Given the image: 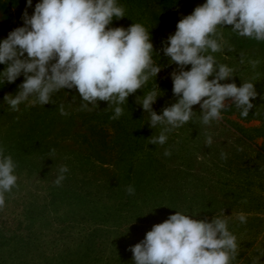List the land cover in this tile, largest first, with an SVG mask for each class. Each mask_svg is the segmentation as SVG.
Returning a JSON list of instances; mask_svg holds the SVG:
<instances>
[{"label":"rangeland","instance_id":"374dc122","mask_svg":"<svg viewBox=\"0 0 264 264\" xmlns=\"http://www.w3.org/2000/svg\"><path fill=\"white\" fill-rule=\"evenodd\" d=\"M38 2L32 0L29 15ZM117 2L126 16L116 27L143 24L158 53L154 60L163 66L144 90L128 97L118 120L110 119L113 112L104 110L103 101L97 109L80 111L83 102L75 89L55 93L52 104H21L12 111L3 97L15 95L24 77L0 83V148L13 158L18 177L0 209V264H134L129 249L176 212L207 222L215 216L227 219L238 244L231 264H264V41L242 37L224 25L218 27L226 42L223 50L207 53L234 69V76L220 83L255 85L258 95L246 118L229 101L222 119L204 125L202 109L194 105L191 120L168 133L163 146L148 144L161 126H148V115L135 97L150 91L156 80L162 96L153 110L162 114L177 102L170 74L178 68L169 64L162 42L206 0ZM26 4L0 0V41L23 26ZM250 61L259 63L253 68ZM4 68L0 64V71ZM61 104L68 116L60 114ZM209 136L211 145L206 144ZM165 149L171 156L164 155ZM60 165L69 171L55 186ZM130 185L134 195L126 191ZM241 214L246 223H240Z\"/></svg>","mask_w":264,"mask_h":264},{"label":"clouds","instance_id":"9594fccd","mask_svg":"<svg viewBox=\"0 0 264 264\" xmlns=\"http://www.w3.org/2000/svg\"><path fill=\"white\" fill-rule=\"evenodd\" d=\"M29 7L32 0H27L21 16L23 26L0 41V64L5 65L0 83H14L21 75L24 77L15 95L3 97L12 111H19L21 104H52L55 93L75 89L83 102L80 111L97 109L103 101L107 102L104 110L113 112L110 119L118 120L128 97L144 90L162 70L163 66L154 60L158 53L150 31L143 24L133 23L127 29L108 27L114 18L126 16L125 7L117 0H39L31 15ZM224 25L233 26L232 31L242 37L264 41V0H206L178 21L175 33L162 42L161 49L169 64L178 68L170 74L177 102L164 107L162 114L153 110V104L162 96L156 80L150 91L135 97V103L148 115V126H161L159 135L148 138V144L163 146L168 133L191 120L194 105H200L204 125L222 119L226 102L234 103L245 118L254 108L251 101L258 95L255 85L220 83L233 77L234 69L218 64L213 55L207 54L209 50H223L226 42L218 27ZM250 63L255 68L259 61ZM188 65L191 69L185 70ZM59 112L69 115L64 104ZM211 143L209 136L206 144ZM54 154L52 149L50 157ZM171 154L165 149V156ZM16 167L11 155H4L0 148V209L5 206L4 194L17 187ZM68 171L67 165H60L55 186L61 185ZM126 191L135 194L131 185ZM238 219L242 224L247 222L243 214ZM129 250L134 264H231L238 255V244L227 219L215 216L207 222L176 212L155 224Z\"/></svg>","mask_w":264,"mask_h":264},{"label":"trees","instance_id":"16d2710c","mask_svg":"<svg viewBox=\"0 0 264 264\" xmlns=\"http://www.w3.org/2000/svg\"><path fill=\"white\" fill-rule=\"evenodd\" d=\"M118 4H119V2H118ZM0 7H2V6H0ZM118 21H119V19H113V22L111 23V25H109L108 27H116V25L118 24Z\"/></svg>","mask_w":264,"mask_h":264}]
</instances>
